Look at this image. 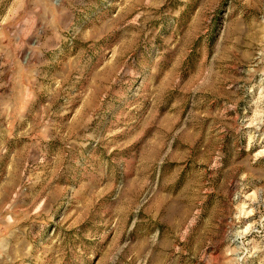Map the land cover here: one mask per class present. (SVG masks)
Segmentation results:
<instances>
[{"label": "rangeland", "instance_id": "374dc122", "mask_svg": "<svg viewBox=\"0 0 264 264\" xmlns=\"http://www.w3.org/2000/svg\"><path fill=\"white\" fill-rule=\"evenodd\" d=\"M0 264H264V0H0Z\"/></svg>", "mask_w": 264, "mask_h": 264}]
</instances>
